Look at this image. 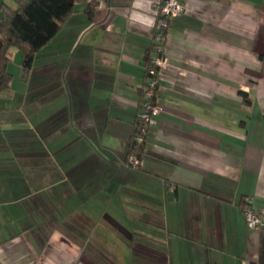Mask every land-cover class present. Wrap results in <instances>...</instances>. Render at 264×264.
Instances as JSON below:
<instances>
[{
	"label": "crops",
	"instance_id": "1",
	"mask_svg": "<svg viewBox=\"0 0 264 264\" xmlns=\"http://www.w3.org/2000/svg\"><path fill=\"white\" fill-rule=\"evenodd\" d=\"M69 1L0 92V264H256L242 203L264 207V0H178L138 169L160 0Z\"/></svg>",
	"mask_w": 264,
	"mask_h": 264
},
{
	"label": "trees",
	"instance_id": "2",
	"mask_svg": "<svg viewBox=\"0 0 264 264\" xmlns=\"http://www.w3.org/2000/svg\"><path fill=\"white\" fill-rule=\"evenodd\" d=\"M12 1V6L7 4H2L1 6L0 92L8 89L12 82V75L8 71L10 52L13 50L20 52L19 79L20 81L25 82L29 77L36 52L49 43L73 11L72 4L69 0ZM92 11L93 5L89 4L86 13L91 14ZM151 52H153L152 49L147 53L146 69L150 62ZM155 91L156 88L151 97L152 102H155ZM139 94L140 99L138 107H140L143 98L144 86ZM241 96L242 99L247 102V94L241 92ZM136 124L137 121L134 126V131L136 129ZM133 133L130 138V149L127 155V160L128 156L132 153H135L137 157L141 159L144 152L145 142L137 144L133 140ZM246 205V201H244L242 207L245 208ZM258 232L259 246L256 264H264V226H262Z\"/></svg>",
	"mask_w": 264,
	"mask_h": 264
},
{
	"label": "built area",
	"instance_id": "3",
	"mask_svg": "<svg viewBox=\"0 0 264 264\" xmlns=\"http://www.w3.org/2000/svg\"><path fill=\"white\" fill-rule=\"evenodd\" d=\"M151 12L155 18V25L152 32V51L149 65L146 69L144 94L138 111L136 129L133 133V140L137 143L145 142V135L151 126L156 125L155 116L161 113V107L152 102L151 97L158 85L159 69L166 63L167 57L164 53V42L166 30L170 19L181 15L184 7L178 0H160L152 4ZM127 165L133 169L141 166V159L135 153L128 156ZM170 188L172 184L168 185ZM250 200L246 201L243 208L245 222L250 230H259L264 226V207L253 209L250 207Z\"/></svg>",
	"mask_w": 264,
	"mask_h": 264
},
{
	"label": "rangeland",
	"instance_id": "4",
	"mask_svg": "<svg viewBox=\"0 0 264 264\" xmlns=\"http://www.w3.org/2000/svg\"><path fill=\"white\" fill-rule=\"evenodd\" d=\"M13 52H14V51H11V52H10V62H11V64L9 65V66H10V71H11V72H9L10 74H12L13 71H16V69L18 68L17 65H16L17 62L15 61V63H13V60H12V56H13V54H14ZM19 71H20V70H19Z\"/></svg>",
	"mask_w": 264,
	"mask_h": 264
}]
</instances>
